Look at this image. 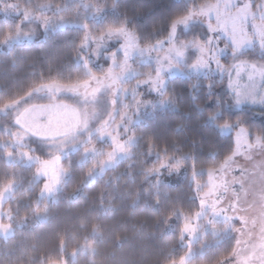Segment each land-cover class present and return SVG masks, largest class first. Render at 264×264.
Here are the masks:
<instances>
[{
	"label": "trees",
	"instance_id": "obj_1",
	"mask_svg": "<svg viewBox=\"0 0 264 264\" xmlns=\"http://www.w3.org/2000/svg\"><path fill=\"white\" fill-rule=\"evenodd\" d=\"M210 1L12 0L24 12L56 20H76L84 12L93 16L86 29L67 27L3 47L0 108L48 83L78 85L102 75L106 59L90 57L89 37L132 33L142 46H152ZM22 19L0 18V46L20 31ZM223 62L229 69L232 56ZM225 82V75L169 78L164 103L133 116L129 156L98 174L97 158L85 157L82 149L71 152L61 162L66 174L61 186L50 198L40 196L44 180L37 179L36 166L15 159L17 149L0 130V191L14 186L3 206L12 232L0 235V264H218L228 257L235 236L224 222L196 227L191 238L202 215L205 185H197L232 156L238 129L251 142L264 143V106L232 111ZM225 126L232 131L224 132Z\"/></svg>",
	"mask_w": 264,
	"mask_h": 264
},
{
	"label": "rangeland",
	"instance_id": "obj_2",
	"mask_svg": "<svg viewBox=\"0 0 264 264\" xmlns=\"http://www.w3.org/2000/svg\"><path fill=\"white\" fill-rule=\"evenodd\" d=\"M20 15V31L0 50L43 38L49 31L86 29L93 13L56 20L24 12L12 0H0V18ZM85 46L95 61L105 57L102 75L78 85L48 83L0 108V130L17 149L15 159L35 165L37 179L44 180L41 197L50 198L58 191L66 175L61 162L71 152L82 149L85 157L97 158L98 174L128 157L135 142L130 135L133 116L164 103L161 96L171 77L225 75L229 109L264 106V62L258 60H264V0L205 3L177 21L167 39L152 46H142L132 33L117 32L98 41L89 37ZM227 56H232L229 69L223 62ZM41 97L47 102L38 101ZM223 131L232 128L225 126ZM235 143L232 156L197 185L198 189L205 185L199 202L202 215L194 221L191 238L201 225L224 222L234 230L235 246L218 264H264V143L251 142L242 128L235 134ZM13 154L8 160L13 161ZM13 190L10 183L0 191V235L4 237L12 232L3 206Z\"/></svg>",
	"mask_w": 264,
	"mask_h": 264
}]
</instances>
